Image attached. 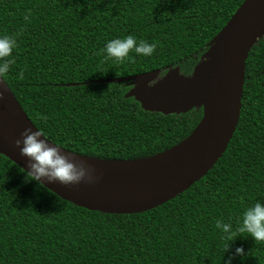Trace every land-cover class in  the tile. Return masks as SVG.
Here are the masks:
<instances>
[{
  "label": "trees",
  "instance_id": "1",
  "mask_svg": "<svg viewBox=\"0 0 264 264\" xmlns=\"http://www.w3.org/2000/svg\"><path fill=\"white\" fill-rule=\"evenodd\" d=\"M244 0H0V35L16 47L2 79L33 126L79 156L130 161L162 153L198 126L203 104L180 114L142 110L134 88L91 83L169 71L191 79L210 42ZM28 20L24 16L29 12ZM132 35L150 56L107 57L109 40ZM23 78H18L19 73ZM264 203V35L245 65L238 124L222 156L187 191L134 215L65 202L0 155V264H264V241L236 232L243 211ZM228 243V251L224 245Z\"/></svg>",
  "mask_w": 264,
  "mask_h": 264
},
{
  "label": "water",
  "instance_id": "2",
  "mask_svg": "<svg viewBox=\"0 0 264 264\" xmlns=\"http://www.w3.org/2000/svg\"><path fill=\"white\" fill-rule=\"evenodd\" d=\"M263 35L264 0H244L210 42L205 60L191 79L179 76L176 68L152 86L148 85L157 72L91 81L131 82L134 88L126 97H133L146 112L180 114L203 104L202 118L192 132L204 121L200 136L190 152L174 166L154 175L151 180L115 178L91 168L84 161L100 159L79 156L57 146L73 162H83L89 167L92 179L81 180L75 185L49 182L46 178L36 182L75 207L107 215L144 213L184 193L212 169L226 150L239 120L246 60ZM25 128L37 130L0 76V155L27 174L28 160L14 145Z\"/></svg>",
  "mask_w": 264,
  "mask_h": 264
},
{
  "label": "clouds",
  "instance_id": "3",
  "mask_svg": "<svg viewBox=\"0 0 264 264\" xmlns=\"http://www.w3.org/2000/svg\"><path fill=\"white\" fill-rule=\"evenodd\" d=\"M29 12L24 16L27 21ZM16 47V39L11 35H0V76L9 71L11 61L6 59L11 56ZM155 49L154 44L144 40H137L134 36L128 35L124 38L109 40L104 45L107 57L122 60L128 57L129 51H134L137 55L150 56ZM18 78H23V73L18 74ZM14 145L19 148L20 155L28 160L27 178L33 181H40L46 178L49 182L56 181L62 185H75L81 180H91V169L83 162H73L68 156L62 154L59 148L50 143L40 130L30 131L25 128L20 133V138L14 141ZM216 228L220 230L223 238L228 242L233 240L236 232L246 233L248 237L255 241H264V203L255 202L246 208L240 218L239 225L233 229L230 223L220 220L216 221ZM223 251H228V243L224 245ZM233 254L243 256L244 250L236 247L234 253H230L224 260V264H231Z\"/></svg>",
  "mask_w": 264,
  "mask_h": 264
},
{
  "label": "bare ground",
  "instance_id": "4",
  "mask_svg": "<svg viewBox=\"0 0 264 264\" xmlns=\"http://www.w3.org/2000/svg\"><path fill=\"white\" fill-rule=\"evenodd\" d=\"M203 122L186 141L164 153L132 161L106 162L93 159H85L84 161L91 168L112 174L115 178L151 180L154 175L161 174L169 167L174 166L190 152L200 136Z\"/></svg>",
  "mask_w": 264,
  "mask_h": 264
}]
</instances>
